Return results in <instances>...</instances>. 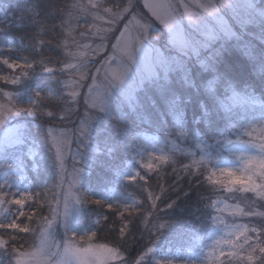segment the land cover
Instances as JSON below:
<instances>
[{
	"label": "rangeland",
	"instance_id": "1",
	"mask_svg": "<svg viewBox=\"0 0 264 264\" xmlns=\"http://www.w3.org/2000/svg\"><path fill=\"white\" fill-rule=\"evenodd\" d=\"M69 2L67 8L60 12L61 21L67 20L66 13L71 5L89 4V0ZM93 2L98 3L100 7L72 9L71 37L66 35V29L60 23L58 25L61 54V58L56 60L58 64L55 67L59 73L58 92L50 86L42 85L40 81L35 86L29 85V75L22 77L17 84L0 79V91L11 92L14 97L12 102L18 103V107L22 109L27 107L39 92L42 94L41 98L46 97L47 101L42 106L43 109L54 113L51 117L53 124L46 126L38 123L31 125L28 119L32 114L21 111L16 116H7L5 127H0V183L6 178L11 179L13 180L11 192L27 190L33 194V198L24 208L28 215L34 214L33 219L28 220L18 215L16 219L35 231L32 234L19 233L17 243L25 251L43 248L44 255L37 258L29 257L27 264H46L48 254L55 253V245L62 243H74L76 247L81 245L87 247L90 243L93 247L107 245L110 248H117L97 242L94 238L92 241L80 240V236H86L93 227L91 224H82L83 203L77 201L81 200L82 194L86 191L84 182L87 175L97 170L99 173L103 171L112 174L108 190L111 204L116 210L124 211L125 203L131 204L133 200L139 205L136 210L126 212L125 223H128L129 227L133 224L138 225L143 231L146 245L142 249L137 247L139 250L130 257L119 249L128 264H135L141 257L143 264L157 262L164 264L165 260L171 261V264H218L219 261H223V264H260L259 252L254 254L251 262L246 259L247 250L240 254L245 257L243 261L240 256H219L221 248L225 253L230 250L224 244V240L230 231L235 230L234 225L243 224L250 228L264 225V217L246 215L249 211L264 213V199L257 193L239 191V186H233V191L229 192L223 184H213V187L219 190L205 202V209L208 211L200 226V216L190 219L185 226L182 221H173L168 217L166 219L164 214L168 216V213L164 210L167 204L159 205L157 201L158 208L148 217L152 223L146 228L141 222V214L148 211L151 201H148L146 193L141 191V186L145 182L130 177L137 172L140 173L145 176L150 190L160 195L161 186L156 181L159 179L162 183V173L175 169L174 167L186 172L183 165H190L192 173L202 171L203 179L215 172L214 179L220 180L224 179L221 169L228 168L241 174L246 164L252 168L256 167L255 164H249V161L261 155L260 145L264 144V87L253 85L251 82H243L237 87L229 85L230 82L226 83L222 78V71L226 51L232 48L245 54L247 58L257 60L264 58V0H184L192 18L189 20L187 15L183 16L179 21V34L175 38L170 29L144 7V0H134L137 4L135 11L148 16L150 40L141 43L135 24H130L128 33L120 40L119 49H113L111 44L116 43L113 37L120 36L127 21L121 23L117 20L113 23L110 19L111 14H106L104 8L119 5L120 7L114 11L120 13L123 19L128 13L121 9L128 4V0ZM159 2L175 5L176 0ZM1 7L4 8V5L2 6L0 0V11L3 9ZM205 8L208 10L205 11ZM160 11L161 15H164L172 10L165 8ZM179 12L183 13L184 9L180 8ZM0 42L6 49L14 51L11 48L12 39L1 32ZM11 51L0 54V68L3 67L0 69V76L9 79L12 76H21V69H8L3 65V59L18 60L22 65L25 59L28 61L27 56H19ZM68 52L73 55L69 56ZM108 57L115 59L108 60ZM161 59L165 62L163 66L157 63ZM65 62L78 67L66 68ZM153 66L156 67L157 76L149 75ZM97 68H101V71L95 85H92L91 79L81 80L82 72L86 77L97 76ZM23 71L29 72V69L24 68ZM121 80L124 81L122 84ZM174 82L184 83L202 94L198 105L202 113L197 117H191L189 122L182 118V107L176 104L178 99L174 102L169 98H163L165 88ZM110 84L113 87L105 95ZM84 85H92L93 92L89 94ZM221 89L223 93L218 97ZM72 92L79 95L73 98L70 96ZM89 95L91 99H86ZM207 97L215 100L209 107L203 101ZM93 100L97 102L96 109L90 108ZM101 101L105 104L104 111H99ZM159 102L169 106L167 113L173 123L167 122L161 116L159 125L157 126L156 122L153 124L156 128L152 129L156 130L141 128L138 119L148 118V115L150 117L151 111L157 109L156 104ZM0 103L5 107L9 106L6 97L0 96ZM90 112H95V116L89 129L87 147L81 146L80 139L69 132L68 136L74 142L70 152L65 149L66 173L58 175L59 169L53 163L56 149L52 146L51 137L47 143L45 142L43 132L48 128L55 129L56 143L62 147L64 137L60 135V130L77 129ZM65 113H68L67 118L62 119ZM129 117H133L135 122L129 121ZM208 121L218 122L217 127L213 128L217 133L206 135L198 128L191 127L189 130L180 128L181 125H196ZM77 150L83 159H80ZM72 156H76L79 161L76 167L82 169L76 176L73 175ZM150 157L169 159L168 163L158 164L157 170L148 171L143 165L149 162ZM36 158L44 161L47 168L43 166V170L51 172V176L44 178L38 176L37 182L32 184L34 178L31 172L39 167ZM254 180L257 184L262 183L258 175ZM53 196L59 201V214L55 217L51 215L49 207V205L56 207L57 202L52 199ZM84 203L93 201L87 197ZM190 204L191 202L188 207ZM40 205L45 207L46 213L39 211ZM8 211L15 214L17 208L11 204L0 207V220L8 215ZM66 212L67 222L64 220ZM41 216L47 217L52 223L44 224L39 219ZM8 218L11 219L12 216ZM96 220L94 217L90 219L92 223ZM94 224L98 225L97 221ZM158 224L164 225L159 231ZM40 227L45 230L43 236L39 231ZM148 229H151V234ZM12 231L0 230V236L7 239ZM73 232L77 235L69 240ZM252 235L255 236V233ZM167 237L169 242L166 240ZM148 248L154 251L148 252ZM15 260L11 245L0 248V264H15ZM56 261L57 264H81L77 257L65 255L63 248L56 255ZM109 264L117 262L110 261Z\"/></svg>",
	"mask_w": 264,
	"mask_h": 264
},
{
	"label": "trees",
	"instance_id": "2",
	"mask_svg": "<svg viewBox=\"0 0 264 264\" xmlns=\"http://www.w3.org/2000/svg\"><path fill=\"white\" fill-rule=\"evenodd\" d=\"M1 3L2 6L4 5V8L1 7V9H3L0 11V32L12 39L11 48H13L14 51L8 50L9 48L6 49L0 42V54L1 52L11 51L19 56H27L28 62L33 65L32 69H29V85L35 86V84H38V81H40L42 85L50 86L54 91L56 90L58 92L59 73L55 69L58 64L56 60L61 58L58 25L59 23L61 24L60 12L67 8V5L70 3L69 0H1ZM55 44L58 45V49ZM53 45H55V47ZM244 55L235 48L226 51L222 78L226 83L230 82L229 85L236 87L242 85L243 82H251L253 85H261L264 87V58L257 60L247 58ZM41 61L45 66L53 68L54 71H43L40 66ZM0 69L2 70L3 67ZM222 93L223 90L221 89L217 96L219 97V94ZM261 94L262 93H260V95ZM54 96H56V94ZM163 98H169V100L174 102L178 99L176 104L178 107H182V118H185L188 122L191 117H197L202 113V111L198 109L202 94L191 89L184 83L174 82L172 85L165 88L163 91ZM203 101L207 107L215 103V100L213 101L211 97L204 98ZM46 102V97L41 99V109H43L42 106ZM156 105L157 109L151 111L150 117L148 115V118L143 117L138 119L139 121L137 120L141 128L151 131L156 130L152 129L156 128L153 127V124L156 122L158 126L161 116H163L167 122H172L171 116L167 113L169 106L163 102H159ZM129 119V121L135 122L133 117H129ZM28 120L31 125H33V123L44 126L53 124L52 118L40 116L39 110L37 115H30ZM217 123V121H208L207 123L201 122L196 125L185 124L181 125L180 128H184L185 130H189L191 127L198 128L207 135L215 132L217 133V131L214 130L217 127ZM174 124L176 125V123ZM36 160L39 167L34 172H31L34 178L32 184L37 182L38 176L40 178L51 176V172H44L43 170V166H46L44 161L39 158H36ZM174 168L175 169L172 168L170 171L166 170L162 173V183L159 179L156 181L159 186L165 189L164 195L161 197L158 204L173 205L170 208L166 206L164 210V212L168 213V216L164 214L166 219L168 217L173 221H182L183 226H185L187 221L195 218V216H200V226L206 218L208 211L205 209V202L219 189L214 188L213 183H210L207 178L203 179V173L200 170L189 175L187 172L177 170L179 168ZM111 178V173L103 171L99 173V170L92 171L87 175L86 181L84 182L86 191L82 194L81 201H85V199L89 197L92 201H102V204L97 205L95 203L82 202V224H91V227H93L91 231H96L97 233L96 237H94L95 241L115 246L124 251L127 257H130L139 250L137 247H141L142 249L146 245L144 240L145 236L142 235L143 231L138 228V225L133 224L130 227L128 226L129 230L128 228L126 229L125 238H119V229L123 226L120 223V212L114 207H108V204L112 202L108 190ZM190 202V207H188ZM46 205L48 206L47 203ZM39 209L40 212L46 213L45 207H40ZM126 212L127 211H124V215ZM92 217L97 219L98 225L94 224L96 221L94 223L90 221ZM104 217H108V220L106 221ZM125 222H127V220ZM8 238L9 236L7 239ZM168 239L169 237L166 238L167 241ZM30 241L31 239H29V244Z\"/></svg>",
	"mask_w": 264,
	"mask_h": 264
},
{
	"label": "snow or ice",
	"instance_id": "3",
	"mask_svg": "<svg viewBox=\"0 0 264 264\" xmlns=\"http://www.w3.org/2000/svg\"><path fill=\"white\" fill-rule=\"evenodd\" d=\"M136 3L134 0H128V4L124 6L121 11L127 12L128 15L124 16L123 19L120 17V13L115 12L114 9L120 7L119 5H114L113 8H104V12L106 14H111L110 19L113 23H115L117 20H119L121 23L123 21H127V23L124 24V31L120 32L119 37H115L116 43L111 44V47L113 49H119L120 46V40L128 33L129 31V25L135 24L141 43L144 41L150 40L149 35V29H150V22L148 19L147 14H141L136 10ZM200 6V5H198ZM100 5L98 3L93 2V0H89V4L87 6L83 4H73L71 5L70 9L67 11L66 16L67 20L61 21V26H63L66 29V35L68 37H71L72 35V21H73V12L72 9H80L84 10L85 8L93 9V8H99ZM144 7H146L151 13L152 16H154L157 20L160 21L161 24H163L166 28H169L172 32L173 37L175 38L179 34V21L183 18L184 15H187L189 17V20L192 18V14L189 11L188 5L184 3V0H176L175 5L171 3H161L159 0H144ZM171 9L172 11L166 12L164 15H161V9ZM183 8L184 12H179V9ZM208 9L205 8V11ZM131 17V19H129ZM139 17V19H138ZM119 31V29H117ZM83 35V33H81ZM183 43V41H181ZM65 47H67V41H65ZM101 47H103V44H101ZM151 51V49H149ZM69 56H72L73 53L68 52ZM131 58V57H129ZM108 60H113L115 57H108ZM3 65L7 66L8 69H21V76H12L10 79L5 76H0V79L5 80L7 83L11 84H17L22 77H26L29 75V72L23 71L24 68L32 69L33 65L25 59V63L22 65L19 63L18 60L12 61L10 59H3L2 61ZM159 65L163 66L165 62L161 59L157 62ZM40 66L42 67V70L45 72H53L54 69L47 67L43 64L41 61ZM64 67L66 68H72L76 69L78 66L74 64H70L65 62ZM85 70H86V66ZM63 70V69H61ZM101 71V68L96 69L97 76L95 77H86L85 73H81V80H85L86 78L91 79L92 85H95L96 80L98 78V75ZM150 76H157L158 72L156 71V67L153 66L152 69L149 71ZM124 81L121 80L120 83L122 84ZM92 85H84V87H87L88 93L91 94L93 92ZM131 86V83L129 84ZM111 87L113 85H109V88L106 90L105 95L108 94V92L111 90ZM79 93L72 92L70 93V96L75 98ZM0 96L6 97L8 100V107H5L4 104L0 103V127L4 128L7 122L6 117L7 116H16L21 111H28L32 115H37L39 110L40 116H48L52 117L54 115L51 111H45L41 109V94L38 92L36 93V97L33 100V102L29 103L27 107L21 108L18 107V103H13L14 97L11 92L6 91H0ZM86 99H91V96L86 97ZM98 107L97 102L93 100L90 103L91 109H96ZM105 110V104L103 101L99 104V111ZM69 113V112H68ZM68 113H65L64 116H62V119H66L68 116ZM95 112H90L86 115L85 120H82L79 124V127L75 130H68L63 129L60 130V135L64 137V143L63 146H59L56 143V138L54 135V132L56 131L53 128H48L43 132L44 140L47 143L49 140V137L52 138L51 143L52 146L55 147V154L53 157V163L57 169H59V174L66 173L65 169V149H67L69 152L71 151V145L74 142L72 139L69 138L68 134L71 132L72 136L75 138L80 139L81 146L87 147V137L89 134V129L91 127L92 120L94 119ZM167 135V134H165ZM181 136L183 133L180 134ZM231 143V141H229ZM77 153L80 157V159H83L82 154H80L77 150ZM260 153L261 155L256 158L253 157L251 161H249V164H255L256 167L252 168L249 167L248 164L245 165V169L241 174H237L236 172L232 171L231 169L225 168L221 169V174L223 176V180L220 179H214L216 176V173L213 172L210 176L207 177L208 180L212 181L213 184H223L224 188L231 192L233 191V186H239L238 190L243 192H254L257 193L261 199H264V144L260 145ZM167 157H150L149 162L145 163L143 167L147 169L148 171H154L157 170L158 164H165L168 163ZM73 161V175L76 176L80 172H82L81 168H77L76 165L79 163L76 156H72ZM195 163V162H194ZM192 166L190 165H183V170H185L189 175L192 174L191 172ZM250 173V174H248ZM259 176L260 181L262 183L257 184L254 180V177ZM131 179H139L140 181H144L145 184L141 186V191L146 193V199L148 201H151L150 207L146 213L141 214V222L145 224V227L152 223L148 217L152 215L153 210H156L158 208L157 201L161 200V197L164 195L165 189L163 187L160 188V195L155 194L154 191L150 190V187L147 186V180L145 176L140 175V173H136L134 176L130 177ZM13 184V180L11 179H5L3 183H0V207H3L5 204H11L15 205L17 208V213L13 214L11 211H8V215L4 217L3 220H0V230L7 231L8 229L13 230V234L9 235L8 239H5L3 236H0V248H6L7 246L11 245V252L13 256L16 257L15 264H27L28 258H37L42 255H44L43 248L38 249L37 251H25L23 250L17 241L19 240V233H26V234H32L34 233V229H31L27 224H24L22 221L18 222L16 219V216L20 217H26L28 220L33 219V215H28L25 211V205L29 203V201L33 198V194L28 192L27 190L24 191H18L16 193H13L10 191V188ZM259 190V191H258ZM53 200H56V207H50V213L52 216H58V208H59V201L55 196L52 197ZM78 203H82L85 201L78 200ZM93 203L100 205L102 204V201L96 200L93 201ZM138 202L133 200L131 204L125 203L124 205V211L132 212L138 208ZM172 204H168L167 207H172ZM214 206V205H213ZM42 208L43 205H40ZM109 208H112V204H108ZM65 209H67V202H65ZM119 211V209H118ZM124 211H120V223L123 225L119 229L118 236L119 238L123 239L126 236V229L128 228V223H125L127 220V217L124 215ZM248 216H255L260 215L261 217H264V213H255L252 211H249L246 213ZM12 216L11 219L8 217ZM40 220L44 222L46 225H50L52 223L51 220H49L47 217H39ZM104 219L107 221L108 217H104ZM65 222H67V212L65 213ZM164 227L163 224L157 225V231L162 229ZM234 231H230L228 233V237L226 240H224V244L228 246L230 249L227 253H225L224 249L221 248L219 252V256L227 255L229 257H237L240 256L241 261L245 259V257L241 256L240 254L244 251H248V255L246 259L251 262L253 260V256L256 252L260 253V264H264V225H261L260 227H249L248 225H234ZM149 233L151 234V229H148ZM39 231L41 233V236L44 235V228L40 227ZM255 233V236L252 234ZM77 233L73 232L72 237L69 238V240H72L75 238ZM97 233L96 231H89V233L85 236H80V240L82 241H92L94 237H96ZM158 238V237H157ZM56 252L55 253H49L48 254V260L46 264H57L56 261V255L60 252L61 248H63V252L65 255H72L77 257L81 264H109L110 261H116L117 264H128L126 257H123L121 255V252L118 248H110L107 245H98L93 247L92 244H88L87 247H84L81 245L80 247H76L74 243H62L59 245H55ZM148 252H153L154 249L148 248ZM135 264H143V257L137 259L135 261ZM159 264V262H157ZM164 264H171V261L165 260ZM218 264H223V261H219Z\"/></svg>",
	"mask_w": 264,
	"mask_h": 264
}]
</instances>
